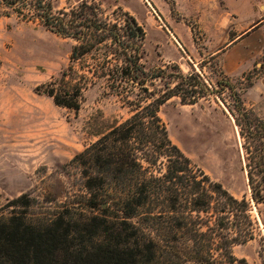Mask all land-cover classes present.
I'll return each mask as SVG.
<instances>
[{
	"label": "rangeland",
	"instance_id": "obj_1",
	"mask_svg": "<svg viewBox=\"0 0 264 264\" xmlns=\"http://www.w3.org/2000/svg\"><path fill=\"white\" fill-rule=\"evenodd\" d=\"M50 1L61 10L82 0ZM88 1L102 4L109 13L121 8L135 18L145 33L146 69L200 76L210 95L194 105H183L174 97L160 106L158 116L172 144L198 175L202 172L236 199L250 201L243 140L230 113L231 92L221 90L217 80L224 75L245 107L264 122L262 1L254 0V10L238 16L230 10L231 0ZM252 27L237 53L243 59L247 53L248 60L236 64L229 49ZM73 45L37 23H25L15 15L0 17V219L24 216L39 226L63 214L74 222L104 218L109 226L123 228L125 216L117 200L129 182L111 181L105 168L75 158L101 134L127 120L130 110L107 93L103 81L83 91L78 111L58 107L37 91L68 67ZM157 146L150 147L156 151L154 164H143L147 170L136 180L145 187L148 202L126 220L138 230L139 249L144 251L137 264H168V247L191 259L196 246L186 230L176 228L175 214L168 209L169 149L162 152ZM86 176L97 178L91 189ZM180 210L188 208L183 204ZM251 216L256 223L254 239L234 246L232 255L247 264H264V203L251 202ZM213 258L217 262L221 257Z\"/></svg>",
	"mask_w": 264,
	"mask_h": 264
},
{
	"label": "trees",
	"instance_id": "obj_2",
	"mask_svg": "<svg viewBox=\"0 0 264 264\" xmlns=\"http://www.w3.org/2000/svg\"><path fill=\"white\" fill-rule=\"evenodd\" d=\"M10 15L74 42L68 67L37 89L56 106L78 111L83 91L103 81L107 93L128 107L127 120L101 134L75 159L105 168L111 181L129 182V186L117 200L125 216L123 228L109 226L104 218L74 222L63 214L39 226L26 222L24 216L0 219V264H137L144 251L139 249L138 230L126 220L148 202L145 187L136 180L147 170L143 164H154L157 145L162 152L169 149L165 154L168 209L175 214L176 228L186 230L196 243L191 259L183 258L182 250L168 247V264H247L232 255V248L254 239L251 202L264 203V122L245 107L230 81L219 74L217 85L231 92L230 113L243 140L250 201L236 199L220 183L202 172L198 175L170 141L158 116L160 106L174 97L183 105H194L210 92L197 73L146 69L142 64L145 33L133 16L121 8L109 13L102 4L88 0L61 10H55L50 0H0V17ZM86 178L91 189L97 178ZM183 204L188 211L180 210ZM214 254L221 257L219 261Z\"/></svg>",
	"mask_w": 264,
	"mask_h": 264
},
{
	"label": "crops",
	"instance_id": "obj_3",
	"mask_svg": "<svg viewBox=\"0 0 264 264\" xmlns=\"http://www.w3.org/2000/svg\"><path fill=\"white\" fill-rule=\"evenodd\" d=\"M231 1L234 3V5H232V8L230 10L232 13H234L237 16L239 14L243 15L244 13L247 15L248 12L254 10L253 4H252L254 2V0H231ZM255 1H260V0H255ZM261 1H262L261 3L263 4V7H264V0H261ZM262 22H264V21H262ZM253 27L250 28L251 30H249V31L247 30V31L243 32L242 34H240L238 37H236V40H234V44L229 49L231 56L235 54V63L236 64L239 63L240 65H243L248 60V54L247 53H246L244 59H243V55H241L242 53L239 55L237 53L241 51L240 46L242 45L243 41H245L247 39L249 32H251L252 30L255 29Z\"/></svg>",
	"mask_w": 264,
	"mask_h": 264
}]
</instances>
